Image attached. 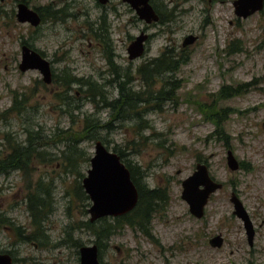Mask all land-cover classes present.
I'll return each instance as SVG.
<instances>
[{
	"label": "rangeland",
	"instance_id": "obj_1",
	"mask_svg": "<svg viewBox=\"0 0 264 264\" xmlns=\"http://www.w3.org/2000/svg\"><path fill=\"white\" fill-rule=\"evenodd\" d=\"M19 1L36 10L59 9V16L41 17L36 27L18 22L15 12ZM151 3L165 15V22L146 24L122 0H109L104 5L97 0H0V156L8 152V136L26 145L29 130L37 148L47 153L32 159L35 170L30 180L34 184L41 179L54 187L53 211L41 226L45 237L36 238L24 202L27 178L20 171L0 174V213L12 221V225L0 226V251L11 253L13 264L40 260L45 264H78V243L94 240L84 224L89 219L86 205L90 201L77 198L76 185L86 175L95 141L83 139L78 145L88 157L86 162L85 158L80 160L79 177L62 167L66 140H57V134L67 129L77 132L96 122L101 126L98 140L110 150L116 147L127 154L124 160L134 171L138 169L140 185L161 187L167 193L166 202L152 215V234L159 243L153 244L125 225L102 241L103 264H243L245 256L235 249L246 248L244 231L232 216L229 198L235 188L255 225L264 220V8L240 18L234 13L233 0ZM103 17L116 55L111 63L109 52L93 34L101 29ZM141 31L151 35L148 49L129 60L126 49ZM188 35L196 39L183 46ZM22 43L53 61L50 83L44 82L36 69L19 70ZM166 48L186 59L175 72L166 74L179 79L180 85L160 106L150 104L145 115L150 128L141 135L136 134L138 128L131 118L115 117L116 109L104 106L99 95L94 102L89 100L91 91L98 87L106 91L109 100L118 98L119 85L142 90L147 99L150 92L161 91L160 79L144 86L136 68ZM126 73L131 77L129 83L123 76ZM67 75L81 82L66 90L59 80H67ZM87 82L93 84L90 89ZM245 83L248 86L241 94L217 98L223 85L236 88ZM14 97L23 110L6 113ZM213 109L232 111L223 121L227 139L216 135L214 123L206 118ZM227 149L239 161L237 170L226 164ZM198 158L205 160L211 176L223 183L201 219L190 215L180 196L181 181L193 172ZM218 232L225 242L222 248L214 249L208 238Z\"/></svg>",
	"mask_w": 264,
	"mask_h": 264
},
{
	"label": "trees",
	"instance_id": "obj_2",
	"mask_svg": "<svg viewBox=\"0 0 264 264\" xmlns=\"http://www.w3.org/2000/svg\"><path fill=\"white\" fill-rule=\"evenodd\" d=\"M37 11L40 13L41 17H43L44 20L46 18H50L51 16L50 10H48V8H40ZM57 12H60L59 9H57ZM57 12L56 15H58ZM157 13L159 15L158 22H165V15L163 13H160V11ZM171 51L172 50L166 48L165 51L161 53L158 57L154 58L152 62L143 63L136 68V72L140 76L144 86L149 85L151 83L153 85V83L157 81L156 79H160L163 83L161 91L158 90L154 93L153 91L150 92L148 94V99L143 98L144 92L142 90L137 91L133 90L130 87L119 85V96L117 99L115 98L109 100L106 95V91H103L100 87H98L95 90L91 91V97L89 100L91 102H94V100H96L95 96L99 95L100 100L103 102L104 106L116 109L117 112L115 114V117L121 119L125 117L131 118L132 121H134L135 127L137 126L138 128V130L136 129V134L141 135L144 129L150 128L149 121L145 118V115L147 114L148 110H150L149 108H151L149 107L150 104L157 102V106H160L161 102L172 98L175 94L176 89L179 88V81L176 79H172V77H167L166 74L177 69L180 64L186 61V59L185 57H181L182 59H179L180 57H175L171 54ZM116 76H119V74H117ZM67 77V80H59L61 86H63L66 90L70 88L71 84H79V82H81L75 77H71L69 75H67ZM86 85L89 86V89L93 86V84L90 82H87ZM247 86L248 83L238 85L236 88L232 86L223 85L217 93V98L223 99L234 95H239L244 91L243 89H245ZM16 98L17 97H14L13 105L10 109H8L6 113H11L14 110H17L19 113L22 112L21 110H23V108L18 107L16 103ZM213 107H215V105ZM231 113L232 111L229 109H213L212 113H210L209 116H206L208 120L214 123V133L216 135L225 136L223 131V121ZM90 121L92 122V120ZM86 125L80 127L77 132L72 131V129H67L62 130V134H57V140H59L60 137L66 140L64 141L66 149L64 151L62 150L61 152V156L64 158V163H62V167L65 171H68L69 173H75L79 177L81 176V174L79 173L80 171L78 169L80 160L82 159V162L83 158H85L86 155L85 152L80 149V147H78V145L83 139L94 141L100 139L97 132H99L98 128H101V126H99L98 122H96L95 125ZM105 127H107V125L103 128ZM27 134L28 137L26 145L20 144L8 136V152L0 156V174H8L12 171H20L23 173L25 178H27V194L25 195L24 202L32 224L36 228L37 234L34 235L40 237L42 235L41 226L44 221L48 218L49 214H51L53 211L54 187L53 185L44 183L41 179L34 184L31 182V174L35 170V163L32 162V159H41L42 157H44L42 155H47V153L46 151L37 148L38 144L36 143L35 145L32 132L28 130ZM36 134L37 133L35 132L34 135ZM112 151L116 152L120 156L121 160L125 162L124 159H126L127 154L123 152V150L113 147ZM86 161H88V157L85 158V162ZM126 165L129 168L131 178L138 189V201L132 211L121 217L111 219H109L108 217H102L98 219L95 223H91L89 220L85 221V227L91 229V231L95 233V236L97 235V238H99L101 242L107 241L110 236L116 232V229L118 230L119 228H122L124 222L128 223V225H132L134 221H138L140 223L144 221H149L151 219V215L157 211V209L159 208V206H161V203L163 202V198L158 195V191L155 192L152 190H147L146 188H144V186L140 185V174L138 173V169L134 171L133 167L130 168L128 164ZM142 176L143 175H141V177ZM76 188L77 198H81L82 200L88 201L89 198L84 192L81 183H78L76 185ZM1 225H12V221L9 218L5 217L2 213H0V226ZM18 231V233H21L20 230ZM20 237L26 240L31 239L22 235ZM99 246L102 248L105 247V244L102 242V244H99Z\"/></svg>",
	"mask_w": 264,
	"mask_h": 264
},
{
	"label": "water",
	"instance_id": "obj_3",
	"mask_svg": "<svg viewBox=\"0 0 264 264\" xmlns=\"http://www.w3.org/2000/svg\"><path fill=\"white\" fill-rule=\"evenodd\" d=\"M106 1L99 0L101 3ZM122 1L129 4L137 17L145 23L159 21V15L152 6L151 0ZM233 7L237 17L246 18L263 10L264 0H233ZM16 18L19 22L29 23L34 27L41 23L39 12L25 2L17 4ZM146 38L147 34L141 31L129 44L127 51L130 59L143 55ZM195 39L196 36L188 35L182 44H190ZM18 68L21 71L36 69L41 73L44 82H51L49 60L25 44L21 47V61ZM226 158L230 170H237L239 164L231 149L227 150ZM89 163L86 175L81 180L82 188L90 201L87 209L89 220L92 222L102 217H117L131 211L138 201V189L120 156L108 149L100 140H96ZM221 186L220 182L209 175L208 166L198 163L194 171L181 181V198L187 203L190 213L200 218L204 214V207L209 196ZM231 202L234 205V213L244 221L250 237L253 232L249 217L234 193L231 195ZM215 240L220 242L219 238ZM79 253L80 264H101L97 259L98 249L95 244L81 246ZM10 261L9 254L0 253V264H9Z\"/></svg>",
	"mask_w": 264,
	"mask_h": 264
},
{
	"label": "flooded vegetation",
	"instance_id": "obj_4",
	"mask_svg": "<svg viewBox=\"0 0 264 264\" xmlns=\"http://www.w3.org/2000/svg\"><path fill=\"white\" fill-rule=\"evenodd\" d=\"M1 1H3V0H1ZM98 2H99V0H97ZM19 2H23V1H19ZM19 2H17V4L19 3ZM107 2H109V0H107L105 3H101V2H99L100 4H102V5H104V4H106ZM17 4H16V11H17ZM152 4V3H151ZM153 6V5H152ZM155 9V8H154ZM155 11H156V9H155ZM56 12L57 11H55L54 9H51L50 10V13H51V17H52V19H53V17H55V15H56ZM156 13H157V11H156ZM55 14V15H54ZM158 14V13H157ZM15 18H16V12H15ZM42 19V18H41ZM16 20H17V18H16ZM102 20H103V25H101V29H98V30H93V34L96 36V37H98V39H99V41H101L99 44L101 45V46H103V50L104 51H108L109 52V54H110V58H108V60H109V63H111V62H113V60H114V57L116 56L115 54H114V52H113V50H112V43H111V40H110V38H109V32H108V28H107V26H106V22H105V18L103 17L102 18ZM18 21V20H17ZM19 22V21H18ZM151 23H155V22H151ZM151 23H146V24H151ZM40 25V24H39ZM34 27V26H33ZM36 27V26H35ZM146 34H147V38H146V40H145V42H144V53L147 51V49H148V42H149V40H150V37H151V35L150 34H148L146 31H144ZM135 38V37H134ZM134 38L133 39H131L130 40V43L134 40ZM129 43V44H130ZM23 44H25V45H27L28 47H30V45H28L27 43H22L21 44V47H22V45ZM183 45V44H182ZM129 46V45H128ZM183 46H186V45H183ZM20 47V48H21ZM31 49H33L32 47H30ZM128 48V47H127ZM33 50H35V49H33ZM170 50H172V49H170ZM37 51V50H36ZM126 51H127V49H126ZM37 52H39V51H37ZM172 53V55H174L175 57L177 56V53L176 52H174V50H172L171 51ZM40 53V52H39ZM143 53V54H144ZM41 54V53H40ZM127 54H128V51H127ZM43 56V55H42ZM179 57V56H178ZM128 59L129 60H133V59H130L129 58V54H128ZM154 58H152V59H149V60H147L145 63H149V62H152V60H153ZM20 61H21V58H20ZM50 62V65L53 63V61H49ZM20 63V62H19ZM19 65V64H18ZM180 66V65H179ZM178 66V67H179ZM176 71V69L175 70H173V71H171V72H169V73H173V72H175ZM116 73V72H115ZM126 75V78H127V80H126V82L127 83H129V79H130V77H129V74H125ZM125 75H123V76H125ZM171 76V75H170ZM53 79V73H52V67H51V80ZM176 79V78H175ZM177 80V79H176ZM179 80V79H178ZM228 146V145H227ZM228 150V149H227ZM227 150H226V156H227ZM123 161V160H122ZM238 161V160H237ZM123 163L125 164V162L123 161ZM198 163H204V164H206L207 165V162L205 161V160H203V159H201V158H198V160H197V162H196V164H195V167H196V165L198 164ZM226 164H227V158H226ZM238 164H239V161H238ZM126 165V164H125ZM208 166V165H207ZM227 166H228V164H227ZM126 167H127V165H126ZM195 167H194V169H195ZM128 168V167H127ZM228 168H229V166H228ZM239 168V167H238ZM129 169V168H128ZM230 169V168H229ZM130 171V170H129ZM194 171V170H193ZM208 172H209V167H208ZM209 175L211 176V174H210V172H209ZM212 177V176H211ZM214 180H215V178L214 177H212ZM217 181V180H216ZM219 182V181H218ZM221 184H222V186H221V188H219V189H217V190H215L213 193H211V195L209 196V198H208V201L210 200V198L212 197V195L213 194H215L218 190H220V189H222V187H223V183L222 182H220ZM82 185V184H81ZM147 190H152V191H155V192H157L158 191V195H160V197H162L163 199H162V201L163 202H166V199H167V193H166V191H165V189H162L161 187H154V188H146ZM163 191H164V194H163ZM232 193H234L235 195H236V197H238V199L241 201V203H242V206H243V208L245 209V211H246V213H247V215H248V217H249V221H250V223H251V228H252V235L249 237V235H248V231H247V228H246V226H245V223H244V221L240 218V217H238L235 213H234V205H233V203L231 202V195H232ZM165 195V196H164ZM181 196V195H180ZM229 200H230V202H231V204H232V207H233V210H232V216L233 217H235L236 219H238L240 222H241V228H242V230L244 231V238H245V245H246V248H243L242 246H238L236 249H235V252L236 253H239V252H241L245 257L243 258V264H264V235H260V232L261 231H263L264 230V220H260L259 221V224L258 225H255V223L253 222V219H252V217L250 216V214H249V212L247 211V209L245 208V206H244V204H243V201L241 200V198L239 197V195H238V193L235 191V188L231 191V193H230V198H229ZM208 201H207V203H208ZM162 202V203H163ZM207 205V204H206ZM205 205V206H206ZM188 206V205H187ZM205 208V207H204ZM132 211V210H131ZM188 211H189V207H188ZM130 212V211H129ZM128 212V213H129ZM155 213V212H154ZM189 213H190V211H189ZM127 214V213H126ZM123 215H125V214H123ZM123 215H120V216H117V217H121V216H123ZM153 215V214H152ZM152 215H151V219L149 220V221H144V222H142V223H140V222H133V224L132 225H128V223H126V222H124V224H123V226H125V225H127V227H129V228H131V229H134V230H136L135 232L136 233H141L147 240H149L150 242H152L153 244L155 243V245H156V243H159L158 242V240L154 237V235L152 234ZM190 215H192L194 218H196V219H201L203 216H204V214L200 217V218H198V217H196V216H194L193 214H191L190 213ZM108 217V216H107ZM117 217H112V218H117ZM89 220V219H88ZM98 220V219H97ZM97 220H95V221H90L91 223H95ZM263 229V230H262ZM35 234H37L36 233V231L34 232ZM94 234V240L92 241V243L91 244H82V243H78V248H77V260H78V264H80L81 263V260H80V253H79V249H80V247L81 246H83V245H92V244H95L96 246H97V249H98V254H97V259H98V261L101 263V264H103V262H102V257H103V248L104 247H100L99 246V244H102V242L100 241V239L99 238H97V235L95 236V233H93ZM36 238H43V237H45V235L43 234V232H42V235L40 236V237H37V236H35ZM215 238H219L220 239V242L218 241V240H215ZM212 241V242H211ZM224 242H225V237H224V235L222 234V233H220V232H218V233H215V234H211V236L208 238V244L212 247V248H214V249H220V248H222L223 247V244H224ZM258 244V245H257ZM36 245V244H35ZM115 249L117 250V252H120V250H119V248L118 247H115ZM233 252V251H232ZM0 253H6V254H9L10 255V258H11V261H10V263L9 264H13L14 262H15V259H14V257L11 255V253H9V252H2V251H0ZM231 255H233V253H231ZM36 260H38V257L37 258H34V261H36ZM35 264H45L43 261H38V263H35Z\"/></svg>",
	"mask_w": 264,
	"mask_h": 264
}]
</instances>
